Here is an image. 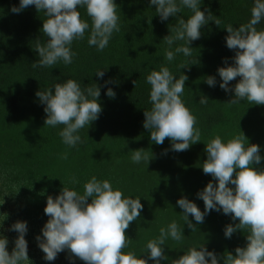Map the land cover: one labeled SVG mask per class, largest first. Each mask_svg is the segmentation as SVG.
<instances>
[{
  "label": "trees",
  "instance_id": "1",
  "mask_svg": "<svg viewBox=\"0 0 264 264\" xmlns=\"http://www.w3.org/2000/svg\"><path fill=\"white\" fill-rule=\"evenodd\" d=\"M176 2L179 4V0ZM115 3L119 31L113 32L103 51L89 46L92 20L85 7H78L89 29L84 39L74 40L71 45L76 53L73 62L65 65L59 61L52 67L34 68L33 63L39 60L37 42L47 43L41 30L46 17L34 5L12 13L11 7H18L20 0H0V233L8 239L7 250L11 254L18 235L7 229L21 220L27 222L25 239L33 264H85L79 258L70 261L68 250L58 253L54 261H46L35 237L42 235L41 229L49 219L44 213L47 197L58 196L63 186L82 195L84 184L95 176L99 181H110L113 189L121 190L125 197L140 198L143 205L140 218L126 230L131 241L123 250L125 253L131 251L147 259L143 254L147 242L159 236L160 228L175 221L182 228L184 239H167L164 251L169 259L160 264H171L187 248L202 245L217 254H235L237 247L246 246L248 232L237 231L229 239L224 228L239 220L232 221L222 210H212L200 224L189 215L196 225V230L191 231L177 200L186 197L204 211V202L197 193L213 179L202 169L207 159L204 149L217 135L227 142L242 131L248 139L245 145H259L264 158V105L249 103L247 99L226 103L235 93L220 88L222 80L217 72L218 67L225 66V58L229 64L234 63L235 51L226 46V26L236 28L248 23L254 0H199L200 10L210 12L211 21L202 26L200 38L190 43L191 56L175 52L185 41L169 46L163 39L174 35L177 17L161 21L150 0ZM191 15L186 7L177 14L185 20ZM217 19L219 26L214 22ZM256 27L264 30V20ZM166 51L175 54L172 61L166 60ZM162 66L177 79L183 74L188 77L181 99L196 117L200 142L186 151H173L169 138L156 144L143 127L144 110L152 106L151 85L146 77ZM98 70L104 72L103 77L96 75ZM208 76H215V87L205 82ZM67 79L75 80L82 90L95 84L100 88L98 103L102 112L89 128L79 131L83 142L75 147L62 142L59 132L63 125H44L45 105L36 96L37 91ZM239 80L237 77L230 81L229 87L234 88ZM109 88L115 92L113 98L106 95ZM201 96L208 97L207 103H199ZM137 149H144L150 159L148 164L144 160L133 163L132 151ZM256 167L264 168V159ZM73 177L76 183L71 182ZM148 264L154 261L149 259Z\"/></svg>",
  "mask_w": 264,
  "mask_h": 264
},
{
  "label": "clouds",
  "instance_id": "2",
  "mask_svg": "<svg viewBox=\"0 0 264 264\" xmlns=\"http://www.w3.org/2000/svg\"><path fill=\"white\" fill-rule=\"evenodd\" d=\"M31 5L37 12L44 13L46 19L41 30L47 37L46 44L41 45L39 41L36 44L39 60L33 63L34 68L52 67L59 61L65 65L73 62L76 53L71 50V45L74 40L84 39L89 29L88 22L81 19L78 7H85L92 20L87 42L97 51H103L113 32L119 31L115 0H20L19 6H12L10 11L20 13ZM150 5L155 6L161 21L170 16L177 17V26L172 30L174 35L163 39L169 46L178 40L185 41L188 46H178L175 52L191 56L189 45L200 38L202 26L211 21L210 12L200 10L199 0H179V4L176 0H150ZM182 7L192 12L186 20L177 16ZM262 20L264 0H254L248 23L236 28L227 25L225 28L228 33L226 46L235 51L232 57L234 63L229 64L225 58V66L217 69L222 80L220 88L226 93H235L226 103L237 104L247 99L249 103L264 105V30L258 31L256 27ZM214 22L219 26L218 19ZM174 55L172 51H166V60L172 61ZM188 66L181 65V68ZM96 75L103 77L104 72L98 70ZM237 77H240L239 82L230 88L229 82ZM187 79L185 74L177 79L164 66L159 71L152 70L146 77L151 85L152 106L150 110H144L143 127L149 130L151 140L158 145L169 138L172 150L177 152L186 151L192 144L200 142L196 117L181 99ZM205 82L215 87L216 78L208 76ZM106 95L113 98L115 92L109 88ZM36 96L45 105L44 125L53 128L63 125L59 135L69 147L83 142L79 131L86 126L89 128L102 112L98 103L100 88L96 84L82 90L75 80L67 79L52 88L37 91ZM208 100V97L201 96L199 103L205 104ZM246 140L241 131L227 142L217 135L206 143L204 151L207 159L203 161L202 169L213 179L197 193L205 205L203 212L186 197L177 200V205L183 210L185 224L191 231L196 230V225L189 220V215L200 224L212 210H222L225 215L231 216L232 221L239 220V223L225 226V237L230 239L237 231H247L246 246L237 247L235 254L228 251L217 254L208 251L205 245L190 247L183 251V255L172 259L171 264H219L221 260L223 264H264V168L256 167L264 158L260 155V146L249 142L246 146ZM143 150L132 151L133 163L142 160L149 163L150 159ZM71 182L77 181L73 177ZM142 209L140 198L125 197L121 190L113 189L110 181H99L93 176L84 184L82 195L63 186L58 196L47 197L44 213L49 219L41 229L42 235H37L35 239L46 261H54L58 253L68 250L70 261L79 258L85 264H148L149 259L154 264H160L161 260L169 259L164 251L167 239L177 242L184 239L182 228L175 221L166 228H160L159 236L146 244L143 254L147 255V259L131 251L125 253L123 250L131 241L126 230L131 222L140 218ZM7 230L18 235L10 254L8 239L0 233V264H33L25 239L27 222L18 220Z\"/></svg>",
  "mask_w": 264,
  "mask_h": 264
}]
</instances>
